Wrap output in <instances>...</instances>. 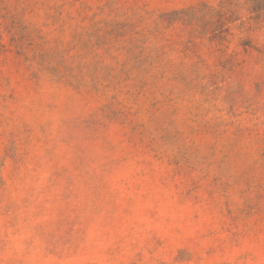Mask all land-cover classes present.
Masks as SVG:
<instances>
[{"label": "rangeland", "instance_id": "rangeland-1", "mask_svg": "<svg viewBox=\"0 0 264 264\" xmlns=\"http://www.w3.org/2000/svg\"><path fill=\"white\" fill-rule=\"evenodd\" d=\"M0 264H264V0H0Z\"/></svg>", "mask_w": 264, "mask_h": 264}]
</instances>
